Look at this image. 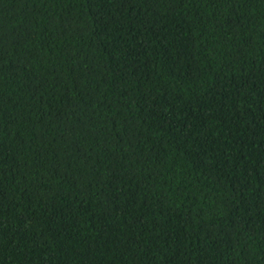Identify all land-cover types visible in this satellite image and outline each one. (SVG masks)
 Returning <instances> with one entry per match:
<instances>
[{
  "label": "trees",
  "instance_id": "trees-1",
  "mask_svg": "<svg viewBox=\"0 0 264 264\" xmlns=\"http://www.w3.org/2000/svg\"><path fill=\"white\" fill-rule=\"evenodd\" d=\"M0 264H264V0H0Z\"/></svg>",
  "mask_w": 264,
  "mask_h": 264
}]
</instances>
